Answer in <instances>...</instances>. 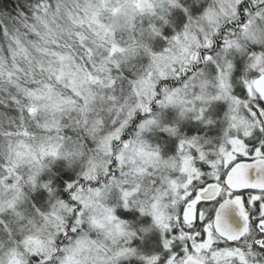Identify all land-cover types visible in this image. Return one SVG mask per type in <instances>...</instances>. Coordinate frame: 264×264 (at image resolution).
<instances>
[{"label":"snow or ice","instance_id":"1","mask_svg":"<svg viewBox=\"0 0 264 264\" xmlns=\"http://www.w3.org/2000/svg\"><path fill=\"white\" fill-rule=\"evenodd\" d=\"M0 264H264V0H0Z\"/></svg>","mask_w":264,"mask_h":264},{"label":"trees","instance_id":"2","mask_svg":"<svg viewBox=\"0 0 264 264\" xmlns=\"http://www.w3.org/2000/svg\"><path fill=\"white\" fill-rule=\"evenodd\" d=\"M13 2H14V0H13Z\"/></svg>","mask_w":264,"mask_h":264}]
</instances>
